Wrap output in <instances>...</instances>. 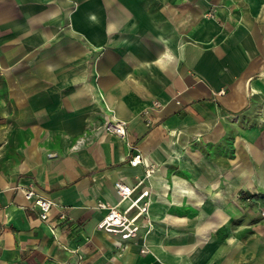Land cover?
I'll list each match as a JSON object with an SVG mask.
<instances>
[{"label": "crops", "instance_id": "obj_1", "mask_svg": "<svg viewBox=\"0 0 264 264\" xmlns=\"http://www.w3.org/2000/svg\"><path fill=\"white\" fill-rule=\"evenodd\" d=\"M255 194L264 0H0V264H264Z\"/></svg>", "mask_w": 264, "mask_h": 264}, {"label": "built area", "instance_id": "obj_2", "mask_svg": "<svg viewBox=\"0 0 264 264\" xmlns=\"http://www.w3.org/2000/svg\"><path fill=\"white\" fill-rule=\"evenodd\" d=\"M104 129L107 132L115 134L119 137L125 136V123L121 120H107L104 124ZM141 160L142 156L139 152H137L130 157L129 163L130 165L135 166L139 164ZM145 174L149 175V171H146ZM140 183L141 181H138L137 185ZM114 188L120 196L121 200H130V203L123 211L118 210L116 206H110L107 213L99 223V227L108 232L118 233L122 239H127L136 234V231L138 229L136 220L141 213L146 212V202H143L142 204H139L138 202L142 197L146 196L148 192L146 190H143L139 193L138 196L132 198L134 187L129 186L128 184H125L121 181H116L114 183ZM25 196L27 198L34 197L32 203L39 208V217L41 219H47L54 204L52 200L46 197L35 195L33 190L26 191ZM134 207L138 209L137 212L133 215H128V212ZM61 217H63V215H61Z\"/></svg>", "mask_w": 264, "mask_h": 264}, {"label": "rangeland", "instance_id": "obj_3", "mask_svg": "<svg viewBox=\"0 0 264 264\" xmlns=\"http://www.w3.org/2000/svg\"><path fill=\"white\" fill-rule=\"evenodd\" d=\"M246 196H247V197L249 196V198H248V202H251V199H252V196H253V195H245V197H246ZM247 197H246V198H247ZM255 197H258V198H259V197H264V196H261V195H259V194H255ZM262 212H264V210H261V215L264 216V213H262Z\"/></svg>", "mask_w": 264, "mask_h": 264}]
</instances>
